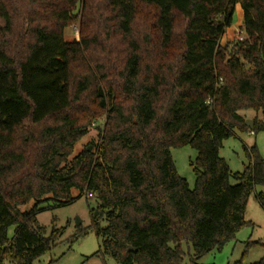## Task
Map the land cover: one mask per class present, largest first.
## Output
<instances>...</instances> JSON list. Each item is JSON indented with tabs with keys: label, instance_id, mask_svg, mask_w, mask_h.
<instances>
[{
	"label": "trees",
	"instance_id": "obj_1",
	"mask_svg": "<svg viewBox=\"0 0 264 264\" xmlns=\"http://www.w3.org/2000/svg\"><path fill=\"white\" fill-rule=\"evenodd\" d=\"M238 5L244 39L223 45ZM251 110L264 114V0H0V264L51 251L60 232L46 235L38 208L74 191L97 204L104 264L222 251L264 185L256 148L243 173L220 157L235 129L264 131L239 114ZM92 131L93 150L76 153ZM185 146L198 153L193 190L171 153Z\"/></svg>",
	"mask_w": 264,
	"mask_h": 264
},
{
	"label": "rangeland",
	"instance_id": "obj_2",
	"mask_svg": "<svg viewBox=\"0 0 264 264\" xmlns=\"http://www.w3.org/2000/svg\"><path fill=\"white\" fill-rule=\"evenodd\" d=\"M243 27V11L240 5L236 7L233 25L224 35L222 44L236 43L239 32ZM245 36V34H243ZM66 41L80 40V26L74 25L65 30ZM246 122L252 121L264 123L263 112L241 111L239 113ZM103 127L104 122L97 124ZM96 131H92L80 143L76 153L91 143H98ZM256 148L257 155L264 160V131L257 133L242 132L238 129L233 131L230 138L223 142L220 150V157L229 165L232 173H243L252 163L249 154ZM172 157L177 167L178 174L185 179L191 190L196 185L195 163L198 157L197 151L191 146L173 148ZM235 182L232 181V184ZM264 192V185L256 187L248 198L245 212L247 225L240 230L235 238L227 243L222 251H212L204 257L195 261L194 264H264V209L257 200V193ZM74 201L70 204H58L53 201L42 204L37 211V221L40 226L46 229V235L50 236L53 230L60 232L57 244L51 251L35 259L32 264H104L103 258L99 255L102 246V238L90 228L92 220L90 211L97 207L95 200L90 196L81 195L79 191L73 192ZM35 207L31 202L20 208L21 212H30ZM83 229L87 234L83 237H76L78 229ZM15 226L8 230L10 238L14 235ZM187 251V247H185ZM108 264H116L110 257H106ZM187 264L191 259L187 257ZM10 264V263H8Z\"/></svg>",
	"mask_w": 264,
	"mask_h": 264
},
{
	"label": "water",
	"instance_id": "obj_3",
	"mask_svg": "<svg viewBox=\"0 0 264 264\" xmlns=\"http://www.w3.org/2000/svg\"><path fill=\"white\" fill-rule=\"evenodd\" d=\"M246 125H247V127L250 128V129H253V128H254V123H253L252 121H248V122H246ZM130 251H132V252H136V250H135L134 248H132V247H130Z\"/></svg>",
	"mask_w": 264,
	"mask_h": 264
},
{
	"label": "built area",
	"instance_id": "obj_4",
	"mask_svg": "<svg viewBox=\"0 0 264 264\" xmlns=\"http://www.w3.org/2000/svg\"><path fill=\"white\" fill-rule=\"evenodd\" d=\"M243 34H244L243 32H239L236 42H240V41H242L244 39Z\"/></svg>",
	"mask_w": 264,
	"mask_h": 264
}]
</instances>
